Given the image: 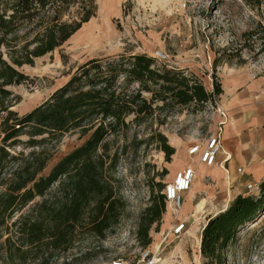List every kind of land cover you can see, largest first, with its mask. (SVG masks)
I'll use <instances>...</instances> for the list:
<instances>
[{
    "label": "rangeland",
    "instance_id": "1",
    "mask_svg": "<svg viewBox=\"0 0 264 264\" xmlns=\"http://www.w3.org/2000/svg\"><path fill=\"white\" fill-rule=\"evenodd\" d=\"M94 4V16L61 46L34 58L33 65L16 67L28 78L7 87L17 99L12 109L19 115L44 101L88 59L120 55L147 54L158 67L165 65L196 76L208 91L213 90V81H218L221 89L236 86L235 91L263 96L264 50L248 33L264 23L263 6L254 9L244 0H94ZM77 9V5L72 6L68 17L78 18ZM223 92L196 110L193 106L158 107L161 103L156 102L151 117L136 121L128 115L127 127L108 134L97 148L105 160L101 180L110 182L124 207L117 204L113 227L103 238L89 231L87 221L77 225L70 248L55 250L47 264H112L114 260L124 264H202L200 234L208 217L238 194H257V188L247 187L253 181L226 178L227 174L214 166H196L197 156L190 158L186 153L188 147L203 145L211 133L222 130L228 118ZM144 95L149 97L148 93ZM157 133L163 134L174 149L169 159L155 137ZM89 134L75 129L46 142L49 158L40 175H46ZM114 158L115 165L110 167L108 163ZM187 164L196 167V176L184 195L182 208L174 211L165 202L159 221L148 230L150 242L143 244L136 230L151 198L157 199ZM46 196H62L58 181ZM41 199L36 197L12 220ZM260 219L230 245L227 264H264V234L258 230L264 215ZM181 222L184 232L173 235V226ZM145 250L149 251L148 258H143ZM32 256L29 253L25 261L7 264H37ZM0 264H4L1 258Z\"/></svg>",
    "mask_w": 264,
    "mask_h": 264
},
{
    "label": "trees",
    "instance_id": "2",
    "mask_svg": "<svg viewBox=\"0 0 264 264\" xmlns=\"http://www.w3.org/2000/svg\"><path fill=\"white\" fill-rule=\"evenodd\" d=\"M244 1L254 9L264 7V0ZM74 5L78 18L68 17ZM94 13V0H0V258L4 264L23 262L29 253L37 264H47L55 250L70 248L75 228L83 221L91 233L103 238L113 227L117 204L124 207L110 182L101 180L105 160L97 148L103 139L127 127L128 115L136 121L151 117L156 102L161 103L158 107L196 110L222 92L220 82L213 81V90L208 91L196 76L158 67L147 54L91 58L44 101L19 115L12 109L17 99L7 87L28 78L16 67L33 65L34 58L61 46ZM248 33L263 51L264 23ZM75 129L90 134L40 175L49 158L46 142ZM155 137L169 159L174 149L163 134ZM108 164L114 166L115 158ZM57 181L62 196L47 197ZM158 187L161 190L162 184ZM36 197L42 199L12 220ZM164 207L162 193L151 198L136 230L143 244L150 242L148 230L159 221ZM263 215L264 179L257 194H238L208 217L200 234L202 264H227L230 245ZM258 230L264 234V220Z\"/></svg>",
    "mask_w": 264,
    "mask_h": 264
},
{
    "label": "crops",
    "instance_id": "3",
    "mask_svg": "<svg viewBox=\"0 0 264 264\" xmlns=\"http://www.w3.org/2000/svg\"><path fill=\"white\" fill-rule=\"evenodd\" d=\"M235 87L222 88L228 118L221 130L222 148L211 166L224 171L226 178L258 183L264 179V94L235 91ZM196 166L211 167L203 163ZM238 168L241 171L237 172Z\"/></svg>",
    "mask_w": 264,
    "mask_h": 264
},
{
    "label": "built area",
    "instance_id": "4",
    "mask_svg": "<svg viewBox=\"0 0 264 264\" xmlns=\"http://www.w3.org/2000/svg\"><path fill=\"white\" fill-rule=\"evenodd\" d=\"M221 140V129H219L218 131L211 133L208 138H206L203 145L198 143L188 147L186 153L190 158L197 156L199 163H203L206 166L214 165L216 163V156L222 148ZM221 167L227 171V167ZM238 171H241V169L238 168ZM195 176L196 167L192 164H187L175 173L170 183L164 186L162 194L164 195L165 202L168 203L172 210L176 211L182 208L184 195L192 187ZM253 186L258 188V183L248 184L247 187L251 188ZM184 226V222L174 225L171 230L172 234L179 236L184 232ZM149 256V251L145 250L143 258H148ZM112 264H124V262L121 260H114ZM149 264L152 263L149 262Z\"/></svg>",
    "mask_w": 264,
    "mask_h": 264
},
{
    "label": "bare ground",
    "instance_id": "5",
    "mask_svg": "<svg viewBox=\"0 0 264 264\" xmlns=\"http://www.w3.org/2000/svg\"><path fill=\"white\" fill-rule=\"evenodd\" d=\"M194 179H195V178H194ZM190 189H191V188H190ZM190 189H189V190H190Z\"/></svg>",
    "mask_w": 264,
    "mask_h": 264
}]
</instances>
